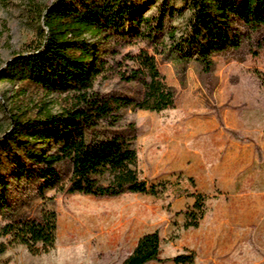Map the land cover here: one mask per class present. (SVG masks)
<instances>
[{
	"label": "rangeland",
	"instance_id": "374dc122",
	"mask_svg": "<svg viewBox=\"0 0 264 264\" xmlns=\"http://www.w3.org/2000/svg\"><path fill=\"white\" fill-rule=\"evenodd\" d=\"M53 2L0 0V71L40 40L39 13ZM247 50L242 59L216 55L209 73L194 59L183 63L157 55L177 92L175 104L161 112L125 108L122 117L137 129L140 177L163 194L96 197L50 189L48 206L58 220L54 248L33 254L23 244L11 245L0 252V264H121L140 235L153 231L160 234L163 261L148 264H177L175 256L190 252L191 264H264V44L256 56ZM96 88L136 90L115 78L98 79ZM67 100L17 79H0V136L11 126V111L43 106L59 112ZM196 199L204 216L197 227H186ZM41 202L33 187L14 189L13 207L37 212ZM5 223L0 213V227Z\"/></svg>",
	"mask_w": 264,
	"mask_h": 264
},
{
	"label": "trees",
	"instance_id": "16d2710c",
	"mask_svg": "<svg viewBox=\"0 0 264 264\" xmlns=\"http://www.w3.org/2000/svg\"><path fill=\"white\" fill-rule=\"evenodd\" d=\"M157 1L54 0L39 13L40 40L0 71V79L68 97L59 112L40 106L10 113L11 126L0 136V213L6 219L0 252L15 244L33 254L54 248L58 220L48 206L50 189L96 197L163 194L140 177L137 129L122 117L125 108L161 112L175 104L177 92L157 55L194 59L209 73L216 55L242 59L247 49L256 56L263 47L264 0ZM121 43L138 48L121 52ZM113 78L135 85V93L96 88L98 79ZM21 185L33 187L42 200L37 212L12 206ZM194 207L186 227H197L204 216L199 199ZM160 248L159 232H146L121 264L163 261ZM194 257L179 254L173 261L191 264Z\"/></svg>",
	"mask_w": 264,
	"mask_h": 264
},
{
	"label": "crops",
	"instance_id": "0c3cea01",
	"mask_svg": "<svg viewBox=\"0 0 264 264\" xmlns=\"http://www.w3.org/2000/svg\"><path fill=\"white\" fill-rule=\"evenodd\" d=\"M136 194H138V193H136ZM143 234H144V233H143ZM143 234H141L140 237H141ZM140 237H139V238H140ZM139 238H138V239H139ZM138 239H137V241H136L134 247L136 246V244H137V242H138ZM133 249H134V248H133ZM133 249H132V251H133ZM132 251H131V252H132Z\"/></svg>",
	"mask_w": 264,
	"mask_h": 264
}]
</instances>
